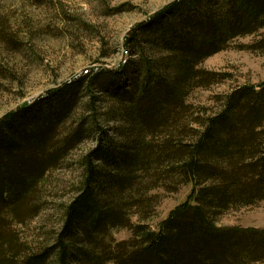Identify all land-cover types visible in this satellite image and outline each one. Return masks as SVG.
Segmentation results:
<instances>
[{
  "label": "trees",
  "instance_id": "16d2710c",
  "mask_svg": "<svg viewBox=\"0 0 264 264\" xmlns=\"http://www.w3.org/2000/svg\"><path fill=\"white\" fill-rule=\"evenodd\" d=\"M251 36L242 49L264 52V0H175L130 32L116 70L89 71L2 117L0 264L264 263V230L215 222L264 202V84L233 89L201 118L190 120L186 103L190 90L230 77L203 62ZM82 92L93 116L66 128ZM108 101L104 119L122 126L99 124L98 105ZM90 136L62 226L34 250L18 229L41 213L46 177ZM165 180L175 183L169 192L193 185L188 200L158 231L138 226L113 247L110 231L149 216V194Z\"/></svg>",
  "mask_w": 264,
  "mask_h": 264
},
{
  "label": "rangeland",
  "instance_id": "374dc122",
  "mask_svg": "<svg viewBox=\"0 0 264 264\" xmlns=\"http://www.w3.org/2000/svg\"><path fill=\"white\" fill-rule=\"evenodd\" d=\"M175 0H0V119L24 104L31 105L51 89L102 69L116 70L125 63L123 55L130 32L141 22ZM256 40L240 38L233 45L206 59L202 68L226 74L227 80L209 89L194 88L186 96L189 119L218 111L219 100L233 89L264 84V52L242 49ZM134 60L137 56L133 57ZM97 94V93H96ZM99 94V92H98ZM101 94V93H100ZM88 96L80 93L77 108L66 128L80 123ZM113 101L98 105L97 118L102 128L122 126L107 123L104 112ZM91 136L72 151L60 168L42 184V211L28 225L19 227L21 238L34 250L49 245L63 223V208L76 195L81 180L82 157L94 147ZM149 194V216H131L132 228L109 233L113 247L135 238V228L146 226L158 231L161 223L193 191V185L162 183ZM161 186V187H160ZM164 186V187H162ZM221 228L264 230V202L227 210L216 218ZM264 264V263H257Z\"/></svg>",
  "mask_w": 264,
  "mask_h": 264
},
{
  "label": "water",
  "instance_id": "95a60500",
  "mask_svg": "<svg viewBox=\"0 0 264 264\" xmlns=\"http://www.w3.org/2000/svg\"><path fill=\"white\" fill-rule=\"evenodd\" d=\"M28 104H24L23 107L27 106Z\"/></svg>",
  "mask_w": 264,
  "mask_h": 264
}]
</instances>
